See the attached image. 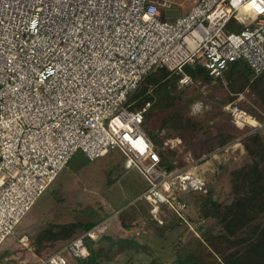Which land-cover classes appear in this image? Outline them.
<instances>
[{"label":"built area","instance_id":"1","mask_svg":"<svg viewBox=\"0 0 264 264\" xmlns=\"http://www.w3.org/2000/svg\"><path fill=\"white\" fill-rule=\"evenodd\" d=\"M160 6L168 0H0V245L77 151L94 160L119 149L150 184V213L168 201L171 173L142 128L146 108L130 107L146 75L165 68L184 86L195 59L212 77L237 60L264 71V0H194L171 22ZM226 109L237 126H260ZM95 228L36 264L87 258Z\"/></svg>","mask_w":264,"mask_h":264},{"label":"rangeland","instance_id":"2","mask_svg":"<svg viewBox=\"0 0 264 264\" xmlns=\"http://www.w3.org/2000/svg\"><path fill=\"white\" fill-rule=\"evenodd\" d=\"M193 2L168 0L169 7L160 6L161 19L173 21ZM171 90L173 101L160 104L152 99L142 106L146 108L142 128L162 153V169L171 173L170 190L164 193L168 201L150 213V203L141 197L150 184L136 168H124L119 149L94 160L77 151L0 245V264H36L63 242L96 226L88 239H98L109 232L106 222L112 217L129 224L128 232L122 228L119 232L135 243L122 248L117 237L97 241L90 264H173L178 254L185 261L196 257L197 264H224L211 237L226 233L221 221L229 217L225 207L234 202L232 173L251 162L245 137L257 131L264 142V106L248 87L231 91L223 73L211 81L191 78L184 86L177 80ZM229 103L245 110L260 126L234 124L226 109ZM183 117L190 119L189 125L179 121ZM167 163L172 169H166ZM188 183L195 188L200 184L203 190L179 191ZM171 193L175 202L168 197ZM255 224H264V212ZM119 248L123 250L115 252Z\"/></svg>","mask_w":264,"mask_h":264},{"label":"trees","instance_id":"3","mask_svg":"<svg viewBox=\"0 0 264 264\" xmlns=\"http://www.w3.org/2000/svg\"><path fill=\"white\" fill-rule=\"evenodd\" d=\"M183 71L193 79L198 77L206 81L213 79L198 59L185 63ZM223 74L230 84L231 91L237 93L248 87L264 106V71L255 74L246 62L237 60L228 64ZM180 76V73L170 72L165 68L157 69L146 75L133 93L130 107L141 108L146 101L152 99L160 104L167 99L173 101L176 96L172 94L171 88L177 86ZM178 119L184 122V126L190 124V119L187 117ZM262 139V135L257 131L245 137L243 145L251 162L248 166L232 173L234 202L225 207V215L227 212L229 217L226 216L221 221L226 233L211 237L212 245L224 264H264V224L262 226L255 224L258 215L264 212V142ZM159 155L161 167L162 153L159 152ZM165 167L167 170L172 169L170 163H167ZM200 190L203 189L195 191ZM172 193L168 197L170 200L174 199L175 202L176 199ZM204 216H207V213H204ZM236 231L241 232L242 236L238 237ZM86 245L89 249V256L85 259H77L79 264H90L94 257L90 256L92 250L87 241ZM231 248L234 250L229 251ZM196 260V257L190 256V260L185 261L181 254H178L173 264H197L194 262ZM156 262L157 259L154 258L152 263Z\"/></svg>","mask_w":264,"mask_h":264},{"label":"crops","instance_id":"4","mask_svg":"<svg viewBox=\"0 0 264 264\" xmlns=\"http://www.w3.org/2000/svg\"><path fill=\"white\" fill-rule=\"evenodd\" d=\"M147 190V189H146ZM114 212H120L119 210H116V211H114ZM30 218V217H29ZM30 220V219H29ZM107 220V219H106ZM107 224H109L108 225V227L110 226V228H108V231L109 232H107V234H102L101 236L99 235V238L97 239V238H95V239H88V238H86V241L88 242V244L90 245V247L92 248V247H94L95 245H97L98 243H97V241H104V240H106V241H115L114 239V237H117V241L119 242V244H124V245H122V248H124V247H126V246H128V244H129V242H131V243H135V242H133V240H131V239H128V238H125V234H120V232H119V230H120V228H122V231L124 232V233H126V232H128L129 230H128V228H129V224H123V222H122V220L121 219H119L118 217H112L111 219H109L108 218V220H107V222H106ZM105 226H106V224H105ZM118 227H119V229H118ZM111 231V232H110ZM119 237H121V238H119ZM122 237H124V239L122 238ZM121 239V240H120ZM59 240V239H58ZM62 240V239H61ZM117 242V243H118ZM64 243V242H63ZM62 243V244H63ZM61 244V245H62ZM125 244H127V245H125ZM130 248V247H129ZM123 249H121V248H119V249H116V251L115 252H121ZM127 251H129L130 249H126ZM92 252V251H91ZM94 256H96L95 254H93Z\"/></svg>","mask_w":264,"mask_h":264},{"label":"bare ground","instance_id":"5","mask_svg":"<svg viewBox=\"0 0 264 264\" xmlns=\"http://www.w3.org/2000/svg\"><path fill=\"white\" fill-rule=\"evenodd\" d=\"M186 177V176H185ZM187 178V177H186Z\"/></svg>","mask_w":264,"mask_h":264}]
</instances>
